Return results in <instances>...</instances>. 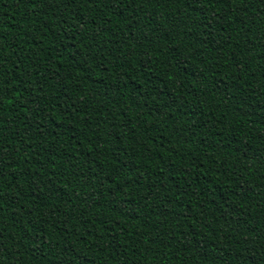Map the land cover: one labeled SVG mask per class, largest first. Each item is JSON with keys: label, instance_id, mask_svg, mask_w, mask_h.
<instances>
[{"label": "trees", "instance_id": "1", "mask_svg": "<svg viewBox=\"0 0 264 264\" xmlns=\"http://www.w3.org/2000/svg\"><path fill=\"white\" fill-rule=\"evenodd\" d=\"M0 264H264V0H0Z\"/></svg>", "mask_w": 264, "mask_h": 264}]
</instances>
